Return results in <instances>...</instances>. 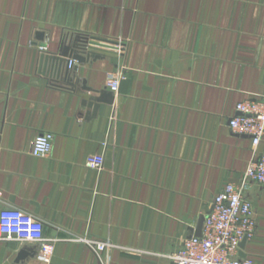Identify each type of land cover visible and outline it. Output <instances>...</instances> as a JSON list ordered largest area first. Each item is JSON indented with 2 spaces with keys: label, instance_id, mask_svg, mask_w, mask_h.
Instances as JSON below:
<instances>
[{
  "label": "crops",
  "instance_id": "1",
  "mask_svg": "<svg viewBox=\"0 0 264 264\" xmlns=\"http://www.w3.org/2000/svg\"><path fill=\"white\" fill-rule=\"evenodd\" d=\"M68 35L117 48L73 64L72 88L40 72ZM82 87L110 104L93 115ZM262 96L264 0H0V212L41 221L56 240L49 264H173L214 196L264 152V137L255 149L228 127L238 103ZM41 133L52 149L34 157ZM92 155L100 170L85 166ZM245 195L256 224L239 257L264 264V186ZM81 236L114 248L97 255L70 240ZM22 251L43 264L37 244L17 241H0V264Z\"/></svg>",
  "mask_w": 264,
  "mask_h": 264
},
{
  "label": "built area",
  "instance_id": "2",
  "mask_svg": "<svg viewBox=\"0 0 264 264\" xmlns=\"http://www.w3.org/2000/svg\"><path fill=\"white\" fill-rule=\"evenodd\" d=\"M71 65L72 62H69V67ZM123 78L120 69L108 72L106 89L116 94ZM235 111L236 116L228 122L229 129L235 134L249 137L252 147L256 149L264 137V96L238 103ZM53 137L51 133L38 135L31 143V155L47 157L52 149ZM103 162L102 156L92 155L85 160V166L100 170ZM247 184L264 186V152L249 162L242 183H226L214 196L202 216L201 236L184 239L180 247L168 256L173 264H254L239 257L241 242L252 237L256 224L253 206L245 195ZM70 240L83 243L97 255L114 248L109 241H98L87 236ZM0 241L35 243L38 245L36 259L49 264L56 240L44 237L43 224L35 217L17 209H3L0 212ZM121 250L128 254H140L130 249Z\"/></svg>",
  "mask_w": 264,
  "mask_h": 264
},
{
  "label": "water",
  "instance_id": "3",
  "mask_svg": "<svg viewBox=\"0 0 264 264\" xmlns=\"http://www.w3.org/2000/svg\"><path fill=\"white\" fill-rule=\"evenodd\" d=\"M45 48V45L41 46ZM116 43L106 41L94 37H86L82 35H68L63 39L61 49L57 55H49L43 53L40 57V72L46 76L57 86L59 81L65 83L66 87L72 88V83L69 81L71 75L76 71L77 65H81L90 59L100 58V54H116ZM69 62H72L69 67ZM82 91L92 92L95 96L89 101H83L82 105L92 109L94 115L100 104H110V100L106 98L105 91H92L91 89L82 87ZM203 217L200 218L195 235L201 236ZM245 239L240 244V249L245 244ZM28 254L24 251L20 252L13 264H24Z\"/></svg>",
  "mask_w": 264,
  "mask_h": 264
}]
</instances>
